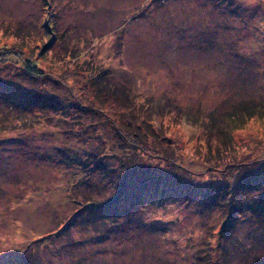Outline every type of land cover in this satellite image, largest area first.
<instances>
[{
  "label": "rangeland",
  "instance_id": "obj_1",
  "mask_svg": "<svg viewBox=\"0 0 264 264\" xmlns=\"http://www.w3.org/2000/svg\"><path fill=\"white\" fill-rule=\"evenodd\" d=\"M0 264H264V0H0Z\"/></svg>",
  "mask_w": 264,
  "mask_h": 264
},
{
  "label": "trees",
  "instance_id": "obj_2",
  "mask_svg": "<svg viewBox=\"0 0 264 264\" xmlns=\"http://www.w3.org/2000/svg\"><path fill=\"white\" fill-rule=\"evenodd\" d=\"M112 93L114 94V92ZM114 96L115 98L117 97L115 94ZM257 106L258 105L246 101L238 102L234 104L230 109H227L222 113L223 118H225L223 120H226L229 123L228 129L216 122L213 117L210 118V120L208 121L209 123L205 126V128L206 130H208V132H224L225 136L227 135V138L230 139L231 133L228 134L226 133V131L230 130V128L239 127L246 120V118L254 115Z\"/></svg>",
  "mask_w": 264,
  "mask_h": 264
}]
</instances>
